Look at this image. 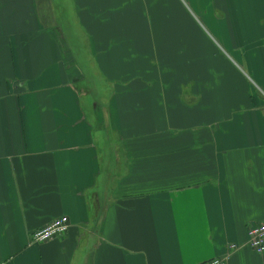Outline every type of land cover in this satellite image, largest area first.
Returning <instances> with one entry per match:
<instances>
[{"label": "crops", "instance_id": "crops-1", "mask_svg": "<svg viewBox=\"0 0 264 264\" xmlns=\"http://www.w3.org/2000/svg\"><path fill=\"white\" fill-rule=\"evenodd\" d=\"M262 222L264 0H0V264H264Z\"/></svg>", "mask_w": 264, "mask_h": 264}, {"label": "built area", "instance_id": "built-area-1", "mask_svg": "<svg viewBox=\"0 0 264 264\" xmlns=\"http://www.w3.org/2000/svg\"><path fill=\"white\" fill-rule=\"evenodd\" d=\"M69 229L68 218L62 216L51 223L43 226L41 229L34 231L30 235V241L33 243H44L53 238H58L67 233ZM247 246L259 255L264 254V222L252 225L247 230ZM238 247L230 245L229 250L235 251ZM227 258L217 257L202 264H226Z\"/></svg>", "mask_w": 264, "mask_h": 264}]
</instances>
